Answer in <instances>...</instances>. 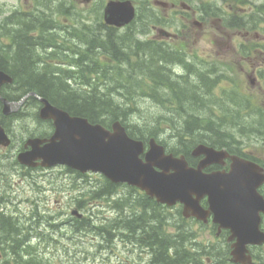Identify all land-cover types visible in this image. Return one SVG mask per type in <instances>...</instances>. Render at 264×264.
<instances>
[{
    "label": "rangeland",
    "instance_id": "obj_1",
    "mask_svg": "<svg viewBox=\"0 0 264 264\" xmlns=\"http://www.w3.org/2000/svg\"><path fill=\"white\" fill-rule=\"evenodd\" d=\"M132 1L135 6L141 7L142 14L152 18L160 15L165 19L167 26L165 29L177 36L167 43H170L174 49L183 50L184 58L193 63L189 68L175 65V62L170 63L172 72L174 69L172 75L178 82L177 91L186 87L190 91L189 95H192L196 92L193 86L197 89V108L193 109L187 106L185 109V102L175 100L172 94H168L166 98L161 96L163 99H169L170 104L175 103L176 110H172V106H169L173 114L178 112V103L184 111L197 113L199 119L211 122L214 120L217 124L223 120L226 126L231 127L227 129L232 133L234 141H237L236 150L256 158L264 165V0H243L242 3L239 0H164L176 4L172 12L149 9L146 1L152 4L153 0ZM32 2L33 0H0V4L4 5L0 7V14L14 8H30ZM181 2L190 9L183 10L179 5ZM37 4L41 8L49 7V10L42 9L50 13L53 26L59 30L58 34L52 35V38L61 41L55 44L60 45L58 48L42 53V57L47 61V66L57 64L55 69L62 71L69 70L68 65L75 63V59H80L81 65L74 67L75 70L72 72L77 80L80 77V68L84 69L83 66L88 63L87 46L79 43L80 45L71 47L70 40L73 36H69V32L73 29L72 25L77 24L80 28L76 30V33H79L80 30H84V24L86 28L93 30L89 34L93 36L99 33L97 34L99 37L101 29H98L100 32H94L100 24L95 10L90 8V16H86L87 6L82 0H35V5ZM55 8L58 9L57 12ZM200 13L201 19H197ZM241 19L245 20V26L237 27L236 23ZM197 21L200 22L201 28H197ZM141 24L143 23L136 25ZM63 28L68 29V32ZM1 34L2 32L0 45L3 47ZM82 34L88 39V32H82ZM154 35L150 32L149 35H145V39H152ZM74 40L78 43V38H73L72 41ZM240 45H244L243 50L240 49ZM68 48L72 51H67ZM138 54L142 59L143 53H135L136 56ZM100 64L105 65L103 71L108 66V72L104 74L103 79L92 78L96 79L98 92L103 93L109 88L105 84L106 80L110 81L114 78L118 81L119 77L114 73V66L117 63L113 66L104 58L100 59ZM121 67L129 69L130 63L122 62ZM140 73H142L141 69L132 71L131 78L128 77L127 82L130 81V85L136 86L139 82L137 77L146 76L139 75ZM181 75H184L183 78L179 77ZM141 81L139 86L132 88L128 85L122 88L130 90L131 93L132 101L128 102L133 114L129 116V123L145 127L144 130L156 129L154 137L163 141L168 150L178 147L177 140L173 138L174 132L168 129L173 126L180 128L184 117L173 115L166 108L164 100H157L150 95L149 77L147 79L144 77ZM230 88H233V97L239 93L243 100L238 104L233 102L231 108L227 106L228 99L225 95ZM125 90H120V86H115L111 90L115 102L122 103L123 106L125 102L120 100L118 93H125ZM252 109L257 113H253ZM37 123L35 120V133H44L49 128L46 124L38 125ZM26 124H31V121L24 119L19 122L14 127L15 131L26 134ZM6 154L0 149V207H3V211H7L8 214L18 215L23 209L29 208V213L26 214L30 216L31 202H35L38 215L49 219L37 229L39 237L35 235L34 251L37 250L42 255L53 258L54 263L57 264H143L147 260V256L143 259L141 255L144 253L135 250L127 243V238L121 234L118 235L117 232L112 233L114 236L110 241H105L102 236L91 231L75 233L72 225L64 227V224H59L71 216L70 212L76 208L77 204H80L79 200L85 201L79 213L90 218L91 223L94 222L95 225L100 226L112 220L118 221L125 215L132 216L128 208L122 213L111 209L114 202L121 200V197H128L130 193L128 189L119 186L115 190L116 195H109L106 199L100 198L93 202L94 200L90 198L88 200L87 190L97 188L103 181L101 176L97 179H94L96 175H93L92 179L89 178L90 176L78 179L75 175L67 174L62 168L36 169L35 174L29 173L19 169V166L11 159L6 158ZM89 183H93L95 188L89 187ZM83 193L85 196H80ZM130 194L139 196L136 192ZM150 211V208L147 209V214L151 213ZM161 213L168 225H165V229L171 230L172 235L181 231L185 232L189 228L193 238L198 239L197 246L200 245V249L205 245L207 251L210 245L209 249L213 252H204L205 258L215 257V254H218L219 260L225 261L227 247L224 245L215 250L216 238L209 225L207 227L202 223L182 220L179 212L173 209H163ZM19 217L20 220L23 218L22 215ZM35 220H37L36 217ZM41 223L43 222H39L38 225ZM48 223H55L58 226L52 229L53 227L48 226ZM31 246H33L32 243L29 247ZM0 263L4 264V261Z\"/></svg>",
    "mask_w": 264,
    "mask_h": 264
},
{
    "label": "trees",
    "instance_id": "obj_2",
    "mask_svg": "<svg viewBox=\"0 0 264 264\" xmlns=\"http://www.w3.org/2000/svg\"><path fill=\"white\" fill-rule=\"evenodd\" d=\"M90 31V30H89ZM87 35L89 40L86 42L87 45V65L83 66L80 76L82 80L78 83L81 87L73 86L72 78L69 72L66 74L61 71H54V69H48V67L42 63L36 56L35 59L32 57L31 50L29 51V45H19L16 54L12 57L8 55L9 69L7 72L14 79L15 83L19 85L21 89L19 97L24 94L34 92L40 98H45L52 104L64 109L71 115L80 116L87 118L91 123H100L104 126H109L112 122L120 120L121 123L126 127L129 136L139 140H147L148 137H154L156 129L144 130L145 127H139L135 124L129 123V116H132L133 110L130 108L129 100L131 99L130 90L122 89L124 86L130 85V81L127 82L128 77L131 78L132 71L140 70L142 73L139 75H146V79L149 77L151 82L148 84V89L151 91L150 95L157 100H164L165 106H172V110H176L177 106L175 103L170 104L169 99H165L168 94H172L175 100H181L185 102L189 109L197 108V89L193 87L196 92L189 95L186 87L182 90L178 89V82L173 77V72L170 63L175 62V65H183L190 67L191 63L187 62L183 58L180 51L174 50L170 47L162 46L164 44H158L152 40L140 41L136 39V33L129 31L122 37H116L114 31L107 30L105 28L104 35L101 40L97 34ZM111 31V32H110ZM45 31L40 30V35H44ZM80 39L82 36L81 31L76 33L71 31L69 33ZM86 34V33H85ZM45 36V35H44ZM92 36V37H91ZM72 38V37H71ZM70 40V45H80L77 41ZM31 43V42H30ZM39 45V44H35ZM42 45V44H40ZM108 52L111 54L112 60L117 65L114 66V73L119 77L118 81L107 79L105 84L109 88L103 93L98 92V87L95 81L91 83L88 74H96L102 72L103 79L104 74L108 72V66L104 69L99 70V64L94 59L99 53ZM143 53V58H140V54L137 56L135 53ZM5 53L4 47L0 45V70H4L1 56ZM134 57L133 59H131ZM81 62V60H77ZM123 63H130V68L125 69L121 67ZM134 69V70H133ZM152 72V73H151ZM147 73H151L147 75ZM86 74V75H85ZM86 76V77H85ZM141 76L137 77L139 80L136 86L142 83L144 79ZM182 77V76H179ZM125 83H127L125 85ZM180 83V82H179ZM154 85V86H153ZM115 86H120V90H125V93H118L120 100L125 102L119 104L115 102L111 90ZM132 88L136 87L134 84L130 85ZM84 87V89H83ZM188 87V86H187ZM189 89L191 87H188ZM108 91V93L106 92ZM117 96V97H118ZM164 96L165 98H161ZM31 101L38 104V101L33 97ZM176 102V101H175ZM177 103V102H176ZM234 104H238L234 99ZM178 116L184 117L183 123L180 128L170 127V132H174L173 138L178 141V146H183L185 149L179 151L178 148H174L171 151L176 155L179 153L189 157L190 149L199 143H205L217 148H227L230 152L235 153L230 145L233 144L232 133L229 132L223 120L217 121L199 119L197 113L191 111H184L183 107L178 103ZM170 110V108H169ZM173 114V111L170 110ZM173 114V115H176ZM232 126V124H230ZM234 128V126H232ZM241 133V132H240ZM172 136V135H171ZM190 163H194V160L189 159ZM88 181V180H87ZM103 186L98 190H88V200H96L100 198L106 199L109 195L114 194L116 185H113L107 181L103 182ZM130 193L132 190H129ZM128 197H121V200L114 202L111 207L112 210L117 212H123L127 209L132 213V216H122L118 221L112 220L105 222L103 225H95L91 223V219H77L73 218L74 224L72 225L75 232L91 231L96 235L102 236L105 241H110L114 236L112 233L117 232L118 234L127 235L132 239L135 244H144L145 242L151 247L154 252V260L152 264H196L197 254L191 253L192 240L190 234L186 232H180L176 235L171 234V230L167 231L164 221V216L161 213V208L149 202L151 205V215L146 217L144 215L145 208L142 206L144 200H140L139 196L136 197L133 194ZM80 206L85 201H78ZM147 202V203H148ZM118 203V204H117ZM142 206L144 209L140 207ZM35 229L41 227L49 219L46 217H40L37 210H35ZM20 218V217H19ZM51 218V217H50ZM41 220V221H40ZM44 220V221H43ZM148 220V221H147ZM39 222L41 225H38ZM111 222H114L113 224ZM48 226L56 228L58 225L55 223H48ZM168 226V225H167ZM34 226L32 224V218L24 220L18 219L17 216L1 217L0 216V262L4 261V264H57L54 263L53 258H48L42 255L37 250L34 251V247L31 246ZM29 232V233H26ZM39 237V235H38ZM30 242V243H29ZM2 264V263H1Z\"/></svg>",
    "mask_w": 264,
    "mask_h": 264
},
{
    "label": "water",
    "instance_id": "obj_3",
    "mask_svg": "<svg viewBox=\"0 0 264 264\" xmlns=\"http://www.w3.org/2000/svg\"><path fill=\"white\" fill-rule=\"evenodd\" d=\"M133 13L129 2L111 1L105 7L104 20L109 25L122 26L132 20ZM11 82L0 71V86ZM35 97L43 104L40 118L52 120L54 133L47 141L33 140L31 150L18 156L21 164L47 168L64 165L81 173H101L112 183H126L143 190L158 203L172 206L180 202L184 213L190 211L198 219L205 220L211 212L213 222L230 229L237 238L232 252L237 257L246 252V245L264 242V233L258 228L259 214H264V199L257 193L264 174L257 165L231 157L228 172L207 174L203 168L222 161L228 157L227 153L198 145L193 155L205 158L193 168L182 157L166 155L153 139L143 162L142 142L129 138L118 122L108 131L84 118L71 117L47 100ZM4 112L8 113L6 103ZM0 144H8L1 129ZM36 160L41 161L35 163ZM204 197L208 210H203L199 203Z\"/></svg>",
    "mask_w": 264,
    "mask_h": 264
},
{
    "label": "flooded vegetation",
    "instance_id": "obj_4",
    "mask_svg": "<svg viewBox=\"0 0 264 264\" xmlns=\"http://www.w3.org/2000/svg\"><path fill=\"white\" fill-rule=\"evenodd\" d=\"M2 6L4 5L0 4V7ZM171 6H173L174 8L175 4L173 3ZM37 14V11L35 12V0H33L30 8H14L9 11H4L0 14V31L2 32L1 42L5 50V53L3 54V56H1V60L5 70L3 72H5L7 75V72L10 71L7 61L8 55L11 54L13 57L16 54L19 45H29V51L35 50V45H31V43H35V24H37L38 22V19L36 18ZM198 22L199 21H197V24L201 25L200 22ZM3 86L0 91V98L5 99V101L8 103V113L3 112L4 104L0 100V126L3 128L5 134L9 138L10 145L8 147H3L0 145V149L3 152L7 153L6 158L11 159V161L19 166V169H24L29 173L35 174V167L27 168L23 165L18 164L17 156L20 153L30 149L26 145L29 141L35 139V137H40L41 139L49 138L53 132V125L51 124V122L48 123L50 125L51 131L48 128L44 133H35V102L31 101L30 93L24 94L23 96L19 97L21 89H19V85L15 83V79L12 85L3 84ZM24 119H29L31 121V124H26L27 133H17L14 127ZM202 157L203 156L194 157L192 156L191 152H189V157H187V159H195L194 164H196V162H198ZM248 159L253 160L254 157H250ZM254 160H256V158ZM220 163L221 161L208 165L204 168V171L212 172L219 169H229V159L225 160L224 165H219ZM258 191L264 196V183L259 186ZM203 205L204 208H208V205L206 203H204ZM0 216L2 217V210H0ZM215 236H218L222 240H227L228 242L236 241V238L232 236V233L229 230L226 231L224 229H221V231L215 232ZM249 251L252 258L251 264H264V251L262 249ZM229 255L231 256V249L229 250ZM230 256L227 257L228 264H236L232 256ZM210 264H212L211 261Z\"/></svg>",
    "mask_w": 264,
    "mask_h": 264
},
{
    "label": "bare ground",
    "instance_id": "obj_5",
    "mask_svg": "<svg viewBox=\"0 0 264 264\" xmlns=\"http://www.w3.org/2000/svg\"><path fill=\"white\" fill-rule=\"evenodd\" d=\"M86 42H87V39L84 37V36H80V39L78 38V43H80V44H86ZM31 45H35V43H31ZM31 52H32V57L35 59V56L37 55V52L35 51V50H31ZM34 52V53H33ZM8 61V60H7ZM8 65H9V61H8ZM0 71H2L3 72V70H0ZM2 86L3 85H1L0 86V91H1V88H2ZM4 87V86H3ZM37 97L38 98H40L38 95H37ZM42 99H44V98H42ZM0 100H1V98H0ZM4 197V196H3Z\"/></svg>",
    "mask_w": 264,
    "mask_h": 264
}]
</instances>
